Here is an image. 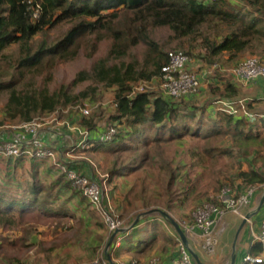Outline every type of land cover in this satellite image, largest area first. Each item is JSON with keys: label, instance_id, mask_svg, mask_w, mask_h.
Here are the masks:
<instances>
[{"label": "trees", "instance_id": "16d2710c", "mask_svg": "<svg viewBox=\"0 0 264 264\" xmlns=\"http://www.w3.org/2000/svg\"><path fill=\"white\" fill-rule=\"evenodd\" d=\"M34 7L38 9L37 16ZM169 47L209 65L214 74L208 90L219 107L213 104L215 101L200 102L199 94L206 91L202 86L196 93L180 98L162 91L161 75L168 64ZM81 52L88 64L72 80L56 81L58 67L73 61ZM247 55H257L264 61V0H0V95L7 94L0 107V124L30 121L84 99L95 103L102 87L112 89L114 98L104 121L99 110L70 116L73 123L90 131L88 150L109 148L116 153L133 148L136 142L145 146L152 141L156 151L151 154L145 149L137 150L135 159L126 163L114 160L107 167L111 181L115 183L149 164H163L167 169L162 170L164 176L159 184L167 189L175 186L176 179L191 175L190 169L179 174L174 158L165 150L192 136L207 143L228 141L227 146L211 145L205 150L212 159H231L232 167L237 169L229 177L216 179V192L224 186H230L236 196L249 187L262 191L264 110L258 105L264 102V80L251 81L250 90L231 80V69ZM224 56L231 62L238 60L229 73L220 64ZM192 60L187 68L199 71L196 60ZM216 62L218 66L214 67ZM141 81L153 82L157 89L137 91L134 86ZM85 82H89L88 86L77 91ZM259 89L262 98L257 95ZM229 103L233 109H229ZM109 125L117 126V133L111 141H105L101 137ZM0 162V264H30L31 251L36 248V253L44 252L50 259L73 243L92 245L101 257L102 245L111 233L109 227L66 172L34 157L0 156ZM84 166V162L67 164L78 172L84 171ZM23 171L31 173L25 185L17 177ZM40 174L52 175V179L43 181ZM207 193L202 194L205 198L195 209L210 199ZM169 194L165 191L163 195L169 198ZM141 197L146 206L161 201L158 197ZM167 198L165 203H169ZM171 205L166 209L172 211ZM149 220L152 217L117 234L111 244L112 253L119 256L126 249L124 245L116 246L119 237L131 244L127 249L133 250L135 257L150 251L158 240L157 232L150 237L134 232L139 226L147 230L155 225ZM184 221L192 224L195 216L186 214L180 219L186 232ZM167 224L177 236L179 257L180 238ZM93 226L105 233L95 235ZM171 238L165 235L166 240ZM261 250V243L256 242L250 252L258 255ZM242 259L240 264H264Z\"/></svg>", "mask_w": 264, "mask_h": 264}, {"label": "rangeland", "instance_id": "374dc122", "mask_svg": "<svg viewBox=\"0 0 264 264\" xmlns=\"http://www.w3.org/2000/svg\"><path fill=\"white\" fill-rule=\"evenodd\" d=\"M212 36H215V34H212ZM172 46H174V43L172 44ZM170 48L171 47H169V51L171 50ZM247 56H251V55H247ZM192 59L194 61L196 60L195 64L198 65L199 70L200 69L206 70L207 73L206 76H208L205 79L206 91L204 93L201 92L198 96V99L200 100V102H204V100H206L207 104H210V102L213 103L212 101H215L213 104L216 103L215 104L216 107H219L220 106L219 103L216 102V100L212 96V93L208 90V85L210 84V79H212V75L214 74V71L213 72L211 71L209 73V69H208L209 65L207 63H203L201 59L193 58V57ZM232 62L227 59V56H224L220 64L224 65L223 69H225L226 71H228L227 73H229V69L236 63L235 61ZM216 63L218 64L219 62ZM87 64H88L87 58L85 57L84 53L81 52V54L73 61H70L65 64H61L58 67V69L55 72L56 81L68 82L72 80L75 77V74L79 71V69L83 68ZM6 78H9L8 74L6 75ZM88 84L89 82L82 83L77 88V91H79L80 89H84L86 86H88ZM141 86L143 87L144 90L157 89L155 83L142 82V81L137 83L134 87L138 91V88H140ZM6 98H7V94L5 92L2 95H0V107H2L4 101H6ZM113 98H114L113 90L102 87L99 90L98 100L95 103H93V101H91L90 99H84L78 103H75V105H68L66 107H62L61 109L54 111L53 113L44 114L43 116L36 118L40 119L41 121L57 118L58 120L69 121L71 124H74L70 116L72 115L74 118L78 117L80 115V107L86 106L90 108L91 111L90 114L93 113L95 110L97 111L99 110L98 112L101 115V121L102 120L104 121V119L109 117V106L112 103ZM239 100H243V98H240ZM260 109H264V104L260 106ZM0 118H1V111H0ZM20 122L22 121H19L17 123ZM189 137L187 138L188 140H185L184 142H180V143H174L173 145L168 146L165 150L166 155L168 154L172 156V158H174V164L179 167L177 168L179 174L183 175V173H187V171L190 169L191 175L190 176L189 174L183 175L184 177L180 181L179 179H176L175 186L173 185L171 188L167 189L165 188L164 184H159V181H162V178L164 176L163 171H166L167 169V166H163V164L157 167L154 166L153 164H149L148 168L133 170L130 174L123 177L122 187L125 188L124 191L127 194L124 195L123 210L122 211L118 210L119 212L116 211L123 225H127V222L130 223L132 220H134V218L141 211H147V209L149 208L151 209L154 207H160L166 210V207L168 206L169 203H172L171 205L172 211L170 212L180 222V219H182L183 216H185L186 214H192L194 212L195 205L201 199L205 198L204 195H202L205 191L208 192L207 194L209 195L211 194L209 196V198L211 199V196L214 193H216L214 189V184L216 179L218 178L224 179L226 177H229L230 176L229 174L232 173L235 174L237 172V169L232 167L234 163L231 159L227 157L220 158L219 160L212 159L213 158L212 155L208 154L205 151L206 148L210 147L211 145H218V146L222 145L223 147L227 146L228 141L226 142L220 139L216 141L213 140L212 142L207 143L204 140L192 138V136ZM155 146L156 145L152 141H150V143L145 146L143 143L136 142V145H134L133 148L124 149L116 153L109 150V148L107 149L101 148L96 152L95 151L89 152L88 150L86 152V150H84V154L85 157L89 158L90 161L95 162L96 165L102 171L107 172L108 171L107 167L111 165L114 160H118V163H121L122 161H125L126 163L129 160L132 159L134 160L135 153L137 150L141 151L145 149L149 151L151 154H154L156 151ZM259 163L262 162L260 161ZM0 165H2L1 162ZM23 172L24 174L21 173L17 174V177H19L21 184L25 185L28 181H30L31 173L30 171H23ZM40 176L42 179L46 178V175L44 174H40ZM165 191L170 193L169 198H167L168 196L163 195ZM141 196H143V198L158 197L159 199L161 198V201L160 204L146 206L144 205ZM126 198L127 200H125ZM166 198L169 199V203L164 202ZM112 207L115 210H117V206H115L114 204H112ZM241 210L242 212L244 211V209ZM124 212H126V214ZM143 219H147V218H143ZM224 221L228 222L229 224L228 226H226V229L219 235V243L220 244L222 243L227 246L229 241L232 242L237 226L239 223H241L240 222L241 218L238 214L229 211L226 213L224 217ZM171 230L173 231L172 228ZM91 231L95 234V230H91ZM91 241L93 245L96 244L95 241L93 240V236L91 237ZM244 242H245V238H243V243ZM106 243L102 245V249L103 247L106 246ZM194 245L197 248L204 262L206 264H209V258L212 257L210 256L212 254L208 255V253L202 249L200 244L194 243ZM218 245L215 254L218 253ZM36 250L37 248L34 251H31L30 264H82V263L90 262L89 260L90 258H94V257L97 258V256H99L98 253L95 252L94 246L92 245L80 246L77 243H73V245L70 246L65 245L64 247H62V249L56 251L50 259L46 258L43 255L44 252L40 254V253H36ZM124 253L127 252L124 251ZM104 254L105 253L101 254V256H104ZM37 255H40L41 258L39 259V256ZM56 260H59V262L53 263Z\"/></svg>", "mask_w": 264, "mask_h": 264}, {"label": "built area", "instance_id": "2783aa9c", "mask_svg": "<svg viewBox=\"0 0 264 264\" xmlns=\"http://www.w3.org/2000/svg\"><path fill=\"white\" fill-rule=\"evenodd\" d=\"M31 2V1H30ZM38 9L34 7V15L37 16ZM192 60V57L183 50L168 51V64L163 67L161 75V89L167 94L175 98H180L189 94L196 93L202 86L200 75L187 68V64ZM217 64L214 65L216 67ZM232 73L238 80L251 82L258 78L264 79V61L257 55L247 56L242 59L232 69ZM144 90L141 86L138 91ZM229 109H233L229 103ZM227 106V105H225ZM80 112L84 115L90 114V108L80 107ZM236 112V109L234 110ZM52 120V119H51ZM51 120L41 121L35 118L30 121H22L17 125L12 126L13 130H18L13 138L2 140L0 139V156L4 157H34L38 159H51L60 171L66 172L72 180L73 185L81 189L88 196L92 204H94L103 220L106 222L111 233L119 227L125 226L120 221V217L116 210L109 203L110 191V174L101 173L95 163H89L91 173L76 171L67 167V161L60 159L59 154L62 153L61 148H55L42 138V130L48 126ZM68 129H76L80 135V139L75 141L71 134L72 147L84 148L91 139L90 131L80 125L75 126L69 121H63ZM52 128V126H51ZM117 133V126L109 125L103 133L102 139L111 141ZM257 187H249L243 193L235 195L230 186H224L219 192L214 193L211 198L220 202L216 203L212 199L204 201L193 212L195 216L194 223L184 221L182 224L189 235L194 234L201 240L202 248L208 254H214L219 243L218 226L220 225L224 215L227 212H233L240 216H244L242 210L249 206L255 198ZM122 219V218H121ZM110 233V234H111ZM253 241L260 242L262 250L259 255H253L251 252L244 256V261L248 262H263L264 261V220L261 224L258 233L253 232ZM197 264L180 240V256L172 259H162L160 256H153L148 259L131 258L129 260H117L115 264ZM82 264H111L105 257L93 258L88 263Z\"/></svg>", "mask_w": 264, "mask_h": 264}, {"label": "crops", "instance_id": "0c3cea01", "mask_svg": "<svg viewBox=\"0 0 264 264\" xmlns=\"http://www.w3.org/2000/svg\"><path fill=\"white\" fill-rule=\"evenodd\" d=\"M217 66H218V64H217ZM223 70H225V69H223ZM211 71H212V69L209 68V73ZM195 72H197L200 75L201 79H202V87L206 88L205 79L208 77V76H206V74H207L206 70H201V71L199 70V71H195ZM231 80H232V82L233 81L234 82H238L242 87H244L245 90H250V88H249L250 82H245V81H242V80H238L235 76L233 77L232 75H231ZM262 80H264V79H262ZM210 82H211V79H210ZM222 82H224V80L220 81L221 84H222ZM251 91H253V87H251ZM261 93H262V90H260V89H259V91L257 90V95L260 98H262V94ZM262 104H264V102L260 103L258 105V107L260 108V106ZM210 108H211V106H210ZM260 110H264V109H260ZM49 120H51V119H49ZM62 122H63L62 120H58L57 118H52V120L49 122L48 126L44 127V129L42 130V133H41L42 138L46 142H48L50 145H53L55 148L56 147L59 148V149L61 148L62 153L59 154V158L60 159H63L65 161H67V164L68 163H72L73 164L74 162H80V163L84 162L85 166H84V171L83 172H87V173L90 174L91 173V168L89 166V163H91L92 161H90L89 158L85 157V154H84V150H86V152H87L88 147H90L89 144H87V146L84 147V148L72 147L71 146L72 140H71L70 137H66V135L67 134H71L73 136V138L75 139V141H78L80 139V135H79V133H78V131L76 129H68L67 127L63 126ZM17 124L18 123L0 124V139L5 140V139L13 138L15 136V134L18 132V130H13L12 126L17 125ZM73 125L78 126L80 124L74 123ZM51 126H52V128H51ZM93 139H96V137H94ZM88 151L91 152L90 150H88ZM44 161H46V163L48 165H50L49 163L54 165V163H53V161L51 159H44ZM93 163H95V162H93ZM98 171H100L101 173L105 172V171H102L99 167H98ZM105 173H109V171H107ZM48 176H49V174H47L46 178H43L42 180L43 181H50L52 179V175H50L49 178H48ZM116 180L117 181L115 183H114V181H111V175H110V181H109V184H110L109 203L111 205L114 204L115 206H117L119 208L120 211H122L123 208H124V205H123L124 195L127 194V193L124 191L125 188L122 187L123 178H121V179L118 178ZM263 190L259 191L257 189V192H256V195H255V198L253 199V202L249 206H246V207L243 208L244 211L242 213L244 214V216L247 213H250V212L254 211V209L256 208V206H257V204H258V202H259V200H260V198L262 196ZM125 200H127V198ZM142 201L144 202L143 199H142ZM261 207H263L262 210L259 212V210H260L259 209L258 210L259 213L257 212L255 215H253L246 222V224L244 225V227L242 228V230L239 233V237H238V240H237L238 241L237 250H236L237 257H236L235 264H238V263L240 264L242 262V260H243L242 258L247 253L250 252L252 246L254 245V243H256L255 241H253V232L258 233L260 231L261 224H262V222L264 220V206L262 205ZM149 209H147V210H149ZM116 211L119 212L118 209ZM167 211H169V210H167ZM141 212H143V211H141ZM124 213L126 214V212H124ZM225 215H224V217H225ZM158 216H161V215L160 214H153V215H149V216L146 217L147 219H150V217H152V220H149V222L150 223H155V225H153L154 226L153 230H152L153 226H149L147 228L149 230H146V228H144V227L142 228L140 226L134 229V232L136 233V235L139 234L140 236L150 237L151 234L154 233V231H156L157 234H158V240L154 244L153 248L150 251H148L146 254L140 255L141 257H139V258H141L143 260L148 259V258L153 257V256H160L162 259L168 260V258H170V259H172L171 257L176 258V256L178 255V251H179L178 244L179 243H178L177 236L171 230V227L169 226V224H167L168 221L163 216L162 217L164 218V220L160 219ZM244 216H240V218H241L240 222L241 223L243 221ZM224 217H223V219H222V221L220 223L221 226L220 225L218 226V240H219V235L226 229V226H228V224H229L228 222L224 221ZM130 223L127 222V225L130 224ZM241 223H239L238 226H237V229H236V231L234 233L232 242L229 241L227 246L222 244V243L221 244L218 243L219 244L218 245V253L217 254L214 253V254L210 255L212 257L209 258V264H231L232 248H233V245H234V242H235L237 231H238L239 226L241 225ZM171 226H172V224H171ZM93 228L96 231L95 235L105 233V231L102 230V229H98L97 228V230H96L94 226H93ZM123 233L124 232H122L120 234H123ZM165 235H167L169 237H172L171 240L170 241L166 240L165 239ZM187 235H188V238L190 240L191 246L194 248V250L198 253L199 257L201 258L197 248L194 245V243H196V244H200V246L202 247L201 240L199 238H197V236H195L194 234H192V235L187 234ZM243 238H245V242L244 243H243ZM120 239L121 238L119 237L118 245L119 246L124 245V247L126 248L124 251L127 252V253H124V251H120L121 253L118 256V255H116V254L111 252V247H110V252H111L112 259L114 261H117V260H129V259L135 257V254H134L135 252L133 250L127 249L128 246L131 245V244L130 243L127 244V243L124 242V240H120ZM116 245H117V243H116ZM103 249L104 250H103L102 254L105 251V247H103ZM104 256H105V254H104ZM201 260L203 261V264H206L202 258H201ZM55 262L58 263L59 260H56L53 263H55Z\"/></svg>", "mask_w": 264, "mask_h": 264}, {"label": "water", "instance_id": "95a60500", "mask_svg": "<svg viewBox=\"0 0 264 264\" xmlns=\"http://www.w3.org/2000/svg\"><path fill=\"white\" fill-rule=\"evenodd\" d=\"M264 203V190L262 193V196L256 206V208L254 209L253 212L247 213L244 218L243 221L241 223V225L239 226V229L237 231L236 234V238H235V242L232 248V255H231V264H235L236 261V257H237V243H238V237H239V233L242 230V228L244 227V225L246 224V222L253 216L255 215L258 210L261 208V206ZM153 214H160L161 216H163L169 223L172 224V226L174 227V229L176 230L181 242L183 243V245L189 250V252L191 253V255L193 256L195 262L197 264H203V261L201 260V258L199 257L198 253L194 250V248L191 246L190 244V240L188 238L187 233L184 231L183 227L181 226L180 222L167 210L160 208V207H154L151 208L147 211H143L140 212L133 221H131L130 224L119 227L118 229H116L113 233L110 234L108 241L106 243L105 246V257L111 262V264L113 263V259L111 257V252H110V247L111 244L114 240V238L116 237L117 234L128 231L130 229H132L138 222H140L143 218H146L149 215H153Z\"/></svg>", "mask_w": 264, "mask_h": 264}]
</instances>
